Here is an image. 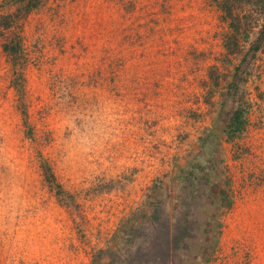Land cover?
Wrapping results in <instances>:
<instances>
[{
    "label": "rangeland",
    "instance_id": "rangeland-1",
    "mask_svg": "<svg viewBox=\"0 0 264 264\" xmlns=\"http://www.w3.org/2000/svg\"><path fill=\"white\" fill-rule=\"evenodd\" d=\"M228 3L0 0V264H264V3Z\"/></svg>",
    "mask_w": 264,
    "mask_h": 264
},
{
    "label": "trees",
    "instance_id": "trees-1",
    "mask_svg": "<svg viewBox=\"0 0 264 264\" xmlns=\"http://www.w3.org/2000/svg\"><path fill=\"white\" fill-rule=\"evenodd\" d=\"M42 1L43 0H15V2L21 8L22 10L21 13L23 14H27L33 9L37 8L42 3ZM215 1L222 9V12L228 15L230 19H232L231 22L232 24L233 23L236 24V20H238L237 24L238 25L240 24L241 16H239V14H235L236 10H234V7L231 3H228V0H215ZM261 3H264V0H261ZM237 24H236V28H238ZM5 48L6 50H8V46H5ZM246 114H247V107H243L239 105L237 108L234 109V111L232 112V117L230 118L231 121L229 122V126H228L229 129L227 131V134L230 138L233 139L243 131L247 121ZM45 178L49 183L53 184L59 191H63L62 186L56 181L55 175L52 172V170L50 169L45 170ZM161 183H162L161 180L160 183L156 182V187L159 184L161 185ZM185 221H187V219ZM173 227H174L173 237H169L166 240L167 246L164 248V250H159V254H171L174 253L175 251L182 250L183 249L182 245L184 243V240L190 236L189 227L187 226L186 223H184V221L182 222L181 220H179V223L177 222L176 224L173 225ZM147 241L148 240H144L142 242L147 243ZM141 248H145V244ZM159 259L160 258L157 257L154 258L153 260L145 262L144 264H161L162 262L160 261L161 263H159ZM100 264H108V262L106 263L101 262ZM121 264H125V262L122 261ZM163 264H168V263L163 262Z\"/></svg>",
    "mask_w": 264,
    "mask_h": 264
}]
</instances>
